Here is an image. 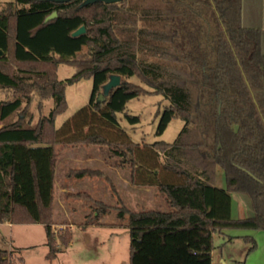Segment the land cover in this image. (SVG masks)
I'll return each instance as SVG.
<instances>
[{
	"label": "trees",
	"instance_id": "1",
	"mask_svg": "<svg viewBox=\"0 0 264 264\" xmlns=\"http://www.w3.org/2000/svg\"><path fill=\"white\" fill-rule=\"evenodd\" d=\"M8 0L0 7V221L41 223L46 257L68 245L71 232L54 233L53 177L59 152L75 145L108 149L115 166H128L130 181L153 186L165 209L130 210L111 206L88 192L68 193L92 202L81 228L100 225L116 208L126 216L129 264H211L214 236L226 229L264 230V53L261 30L241 20V0ZM133 14L144 22L134 38H120L115 18ZM84 25L85 30L72 35ZM127 30V29H126ZM83 47L86 52L80 55ZM140 52L151 59H141ZM75 66L60 79L57 65ZM110 74L120 83L99 98ZM136 76L139 82L130 80ZM92 80L88 102L61 127L55 117L66 109L65 86ZM145 93L165 100L156 132L173 118L183 126L173 141H133L117 113L130 124L138 115L127 102ZM48 115L26 120L36 102ZM13 115L17 118L10 119ZM224 187L215 185L216 168ZM101 176V169H74ZM246 195L250 215L233 217L230 193ZM120 201V200H119ZM247 253L256 248L251 236ZM12 251L0 247V264H12Z\"/></svg>",
	"mask_w": 264,
	"mask_h": 264
},
{
	"label": "rangeland",
	"instance_id": "2",
	"mask_svg": "<svg viewBox=\"0 0 264 264\" xmlns=\"http://www.w3.org/2000/svg\"><path fill=\"white\" fill-rule=\"evenodd\" d=\"M8 0H0V7L4 6ZM115 23H121L115 29L120 38H134L136 31L132 28L144 26V22L133 14H121L115 18ZM127 29V30H126ZM87 47H83L80 55L86 52ZM141 59H151L152 57L144 52H140ZM75 66L67 63L57 65L58 78L64 79L73 74ZM133 82H139L136 76L130 78ZM92 80L90 77L81 78L76 82L65 86L66 109L55 117V126L61 127L63 122L69 119L79 108L84 106L89 99ZM12 95L0 91V100L11 98ZM165 100L159 93H145L130 99L126 104V111L129 114L138 115L139 121L130 124L123 113H117L120 124L126 129L129 137L136 142H153L155 140L173 141L183 126V120L173 118L169 121L161 133L156 132L158 123V111L162 110ZM55 104V98L46 99L39 111L36 102L28 107L26 120L35 122L40 114L48 115ZM13 115L10 119L14 120ZM1 124V122H0ZM75 150L90 152L100 156V161H89L84 158L72 157L68 150H64L58 155L57 165L53 181V230L55 235L68 229L71 232V241L64 245L57 240L59 252L51 261L46 257L48 248L45 244V230L39 223H14L11 226L0 225V247L8 248L12 251V264H129V230L126 216L120 217L116 208L110 209L102 214L100 225L81 228L87 214L92 212V202L80 197L67 196L64 189L68 191H85L94 199L111 206L124 204L130 210L141 208L165 209V202L162 195L154 188L150 187L151 193L143 195L144 188L135 186L134 193L130 187L119 178L114 167L115 160L108 158L106 147L77 145ZM109 166V167H108ZM94 167L101 168L112 177L117 188L115 194L110 184L100 176H72L69 175L70 168ZM128 172L129 169L124 168ZM121 171H119L120 173ZM124 174V172L122 173ZM224 173L221 167L216 168L215 185L224 187ZM231 213L233 217L250 215L251 204L246 195L232 192ZM120 199V201H119ZM2 231V232H1ZM251 229H226V234H216L214 236V248L212 250L211 264H253L250 263L257 253H247L250 241L244 236H253ZM263 236V235H262ZM262 248L264 238L259 237ZM11 243V245L9 244ZM263 243V244H262ZM10 245V246H9ZM261 248V247H260ZM261 254L263 250L261 249ZM259 253V251H258Z\"/></svg>",
	"mask_w": 264,
	"mask_h": 264
},
{
	"label": "crops",
	"instance_id": "3",
	"mask_svg": "<svg viewBox=\"0 0 264 264\" xmlns=\"http://www.w3.org/2000/svg\"><path fill=\"white\" fill-rule=\"evenodd\" d=\"M241 3H242V5H241V20H242V24L244 26H247V27H258V28H260V30H261V49H262V52L264 53V0H241ZM79 145H81V144H79ZM79 145H77V146L79 147ZM75 149H76V146H70V147H67V148L61 150L59 152V154L61 152H63L64 150H68L69 153H70V156H72V157H79V158H84V160L102 162V160L100 161V159H101L100 156H98L97 154L93 153L94 150L90 151V152L89 151L88 152H85V151L82 152L80 150H75ZM57 158H58V156H57ZM56 165H57V160H56ZM56 165H55V169H54V175H55ZM113 166L115 167V165H113ZM82 168L101 169V168H97V167L96 168H94V167L93 168L92 167H78V168L74 167V168H72L71 167L69 169V173H70L69 175L79 176V175L74 174L72 172V170H74V169H82ZM110 168H112L114 171H116L117 175L123 181V183H125L127 186L130 187L131 193H134V191H133L134 187L137 186V185L132 184L131 181H130V176H129L130 175V169H129V167L128 166H122V167L116 166V168H113V167L110 166ZM124 168L129 169L128 172H125V170H121V169H124ZM101 170H103V169H101ZM119 171H121V172L119 173ZM104 172L106 173V171H104ZM123 172H124V174H122ZM80 176H88V175H80ZM88 177H94V176H88ZM110 178H111V180H112V182L114 184V181H113L112 177H110ZM53 181H54V177H53ZM114 186H115V184H114ZM138 187L144 188L143 195L146 193V196H148L147 193H151L149 188L153 187V186H138ZM115 188H116V186H115ZM155 189L157 190V188H155ZM63 191L65 193H67V194L68 193L69 194L70 193H75L74 191H70V190L68 191V189H64V188H63ZM116 192L117 193H115V194H118L117 188H116ZM150 196H153L152 193H151ZM150 196H148V197H150ZM162 198H163V196H162ZM52 218H53V212H52ZM99 222H100V219H99ZM13 224L14 223H10L8 221H0V225H2V226H11ZM39 224H41V223H39ZM251 231H253L252 232V235H253L252 237H253V239L256 242V248L252 251L253 253L250 255V257H253L256 253H257V255L254 257V259L252 258L250 263H253V264H264V254H261V252H260L261 249H262L263 253H264V247L262 248L261 242L259 241V237H263L264 238V230L251 229ZM223 232L224 233L222 235L226 234V230H224ZM9 244L11 245V243H9ZM1 248H4V247H1ZM5 249H10V247L5 248ZM258 251H259V253H258ZM211 257H212V253H211ZM224 264H227V263H224ZM244 264H246V262H244Z\"/></svg>",
	"mask_w": 264,
	"mask_h": 264
},
{
	"label": "water",
	"instance_id": "4",
	"mask_svg": "<svg viewBox=\"0 0 264 264\" xmlns=\"http://www.w3.org/2000/svg\"><path fill=\"white\" fill-rule=\"evenodd\" d=\"M56 2H65L68 0H52ZM95 1H102L104 3H113L119 2L121 0H83L82 4H88ZM85 30L84 25H81L79 28L72 32V35H78ZM120 83V76L117 74H110L108 80L102 85V92L99 94V98L101 99L103 96L107 95L111 88L117 86Z\"/></svg>",
	"mask_w": 264,
	"mask_h": 264
}]
</instances>
